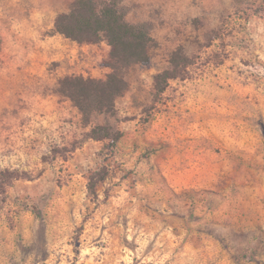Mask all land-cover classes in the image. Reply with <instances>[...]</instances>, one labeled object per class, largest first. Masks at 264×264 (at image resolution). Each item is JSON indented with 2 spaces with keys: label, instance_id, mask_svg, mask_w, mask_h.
<instances>
[{
  "label": "rangeland",
  "instance_id": "rangeland-1",
  "mask_svg": "<svg viewBox=\"0 0 264 264\" xmlns=\"http://www.w3.org/2000/svg\"><path fill=\"white\" fill-rule=\"evenodd\" d=\"M73 1L0 0V264H264V0H123L151 61L89 118L60 81L111 47L55 30Z\"/></svg>",
  "mask_w": 264,
  "mask_h": 264
},
{
  "label": "trees",
  "instance_id": "trees-1",
  "mask_svg": "<svg viewBox=\"0 0 264 264\" xmlns=\"http://www.w3.org/2000/svg\"><path fill=\"white\" fill-rule=\"evenodd\" d=\"M123 0H74L68 11L58 14L54 28L58 33L77 42L97 43L106 40L111 47L109 67L105 78H91L82 75L66 76L60 81V91L70 97L89 118L92 110L112 111L116 100L128 88V81L122 70L151 61L153 37L147 23H132L127 19ZM190 60L178 49L171 56V70H165L156 77L158 91H164L170 78L184 77ZM92 138L111 139L115 144L122 136L120 130L104 125L92 127ZM19 178L8 171L0 170V187L4 188L12 179Z\"/></svg>",
  "mask_w": 264,
  "mask_h": 264
}]
</instances>
